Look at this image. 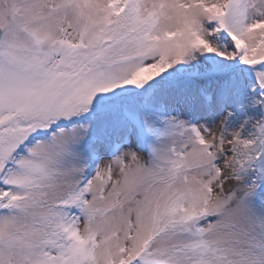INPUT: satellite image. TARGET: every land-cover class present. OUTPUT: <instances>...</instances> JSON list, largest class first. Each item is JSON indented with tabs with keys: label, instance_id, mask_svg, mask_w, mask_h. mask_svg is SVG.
Returning <instances> with one entry per match:
<instances>
[{
	"label": "snow or ice",
	"instance_id": "obj_1",
	"mask_svg": "<svg viewBox=\"0 0 264 264\" xmlns=\"http://www.w3.org/2000/svg\"><path fill=\"white\" fill-rule=\"evenodd\" d=\"M0 264H264V0H0Z\"/></svg>",
	"mask_w": 264,
	"mask_h": 264
}]
</instances>
